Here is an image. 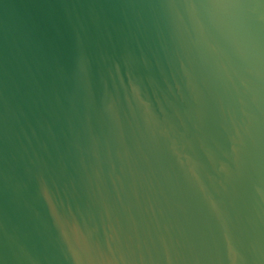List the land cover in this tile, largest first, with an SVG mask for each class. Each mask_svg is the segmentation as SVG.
Here are the masks:
<instances>
[{
	"label": "water",
	"instance_id": "water-1",
	"mask_svg": "<svg viewBox=\"0 0 264 264\" xmlns=\"http://www.w3.org/2000/svg\"><path fill=\"white\" fill-rule=\"evenodd\" d=\"M0 264H264V0H0Z\"/></svg>",
	"mask_w": 264,
	"mask_h": 264
}]
</instances>
